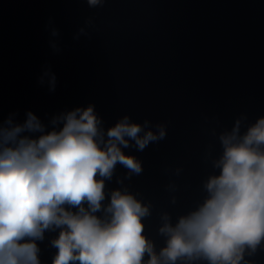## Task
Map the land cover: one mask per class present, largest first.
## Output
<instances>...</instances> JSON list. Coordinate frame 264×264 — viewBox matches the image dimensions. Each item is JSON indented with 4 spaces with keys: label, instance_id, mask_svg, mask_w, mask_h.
Returning <instances> with one entry per match:
<instances>
[{
    "label": "clouds",
    "instance_id": "1",
    "mask_svg": "<svg viewBox=\"0 0 264 264\" xmlns=\"http://www.w3.org/2000/svg\"><path fill=\"white\" fill-rule=\"evenodd\" d=\"M49 83L54 90V75ZM246 120L219 134L218 174L204 181L202 202L174 223L161 215L157 250L145 234L151 204L124 186L142 162L124 149L165 139V124L125 115L105 128L91 104L53 117L50 130L31 111L22 123L10 115L0 122V264H41L37 242L57 230L51 264H251L245 257L264 245V116L242 133ZM117 165L126 170L122 187L106 191Z\"/></svg>",
    "mask_w": 264,
    "mask_h": 264
}]
</instances>
